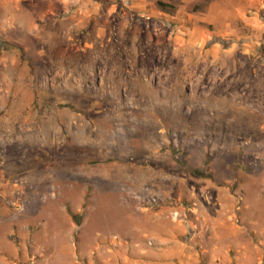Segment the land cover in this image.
I'll list each match as a JSON object with an SVG mask.
<instances>
[{"label": "rangeland", "instance_id": "374dc122", "mask_svg": "<svg viewBox=\"0 0 264 264\" xmlns=\"http://www.w3.org/2000/svg\"><path fill=\"white\" fill-rule=\"evenodd\" d=\"M0 224L19 264H264V0H0Z\"/></svg>", "mask_w": 264, "mask_h": 264}, {"label": "crops", "instance_id": "0c3cea01", "mask_svg": "<svg viewBox=\"0 0 264 264\" xmlns=\"http://www.w3.org/2000/svg\"><path fill=\"white\" fill-rule=\"evenodd\" d=\"M156 228H160V229H156ZM168 230L170 229L169 228L167 229L166 227H163V226H155V228L153 227V229H149L147 230V232L156 241L158 240L157 238H160L159 243L161 244V248L164 249L173 241H177L178 236L181 234L177 230H173V231L171 230V232ZM11 235H12V229H10L5 224H0V264H19L22 262L24 258L19 248L14 249V246L11 243V239L9 238V236L11 237ZM143 236L147 237L146 234H143ZM133 246L134 247L137 246V243L134 242ZM160 252H162L163 254L155 256V258L151 259V261L144 262V263L142 262V260H141V263H137L135 261L130 262L127 259H124V261L117 262L118 260L111 261L109 260V258H104V257H100L97 262L99 264H170L168 262V257H167V254H165V251L162 250ZM141 253L143 254V256L146 254L145 256L147 258L144 259L146 261L148 259L147 254H149V252L147 250L146 251L144 250V251H141ZM151 255L152 254H150V256ZM197 263L198 262L194 254L190 256L189 258H186L185 256H183L179 258L177 261V264H197ZM69 264H79V263L78 261H73V259H71L69 261Z\"/></svg>", "mask_w": 264, "mask_h": 264}, {"label": "trees", "instance_id": "16d2710c", "mask_svg": "<svg viewBox=\"0 0 264 264\" xmlns=\"http://www.w3.org/2000/svg\"><path fill=\"white\" fill-rule=\"evenodd\" d=\"M73 218L75 219V216L72 215V219H73ZM76 223H77V222H76Z\"/></svg>", "mask_w": 264, "mask_h": 264}]
</instances>
